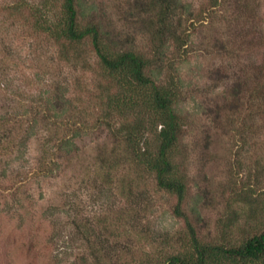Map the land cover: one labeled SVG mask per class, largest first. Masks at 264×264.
Returning <instances> with one entry per match:
<instances>
[{
	"label": "trees",
	"instance_id": "trees-1",
	"mask_svg": "<svg viewBox=\"0 0 264 264\" xmlns=\"http://www.w3.org/2000/svg\"><path fill=\"white\" fill-rule=\"evenodd\" d=\"M209 2V9L196 13L182 0H134L142 38V47H138L137 40L123 37L107 12L95 4L61 0L56 16L51 14L38 23L35 34L54 48L52 60L68 68L70 75L61 81L53 77L35 80L36 91L40 92L31 94V99H8L6 95L15 85L8 66H0V160L12 167L8 174L3 168L0 176L4 183L7 175L9 180L17 178L0 193V214L14 223V230L23 237L14 246L16 259L6 264H142V248L146 258L151 256L143 264H264V215L252 218V211L244 221L224 226L229 232H241L239 242L204 243L196 228L200 213L196 205L186 208V176L175 162L188 119L183 115L186 93L181 65L186 63V49L192 43L190 29L221 8L232 10L229 25L243 20L242 39L249 36L248 28L252 30L255 60L227 68L226 74L230 77L227 82L236 78L237 83L238 100L231 105L241 115L242 110L251 108L256 119L263 117L256 135L257 139L264 136V27L258 16L260 4L254 10L247 0ZM12 65L14 69L17 66ZM85 73L99 77L97 94L86 100L88 108L93 105L96 113H87L75 97L79 78ZM247 122L241 121L246 130ZM96 129L105 130L115 141L124 163L153 179V191L175 197L171 212L182 222L181 229L154 230L148 222L142 231V201L147 211L151 199L144 192L138 194L132 184L126 190L128 206L114 224L98 223L101 220L94 215L80 218L78 207L65 209L52 200L38 207L31 183H37L44 195L40 183L63 175L77 160L84 136ZM152 134L156 137L155 149L148 146ZM32 140L37 143V153L30 159ZM109 156L100 158V166L94 170L105 183L123 161L116 151Z\"/></svg>",
	"mask_w": 264,
	"mask_h": 264
},
{
	"label": "rangeland",
	"instance_id": "rangeland-1",
	"mask_svg": "<svg viewBox=\"0 0 264 264\" xmlns=\"http://www.w3.org/2000/svg\"><path fill=\"white\" fill-rule=\"evenodd\" d=\"M85 1L95 4L103 13L107 12L116 30L129 40L136 39L138 47H142V38L138 34L140 17L134 9V0ZM182 1L189 3L196 13L210 8L209 0ZM247 2L254 10L260 4L258 16L264 27V0ZM60 4L61 0H0V66H8L9 77L15 85L6 98L19 96L23 97L20 99H31V94L40 92L36 91L39 88L35 80L53 77L61 81L70 75L68 68L52 60L54 48L35 34L38 23L45 22L51 14L56 16ZM231 12L230 7L221 8L216 14L206 15L203 24L195 23L193 28L190 27L192 43L186 49V63L181 65L186 93L183 115L188 119L183 127L181 144L175 151V162L179 172L186 176V208L188 210L196 205L200 213L201 221L196 224L198 236L204 243L211 244L239 242L241 232L232 230L231 233L224 226L232 221H244L252 211V218L264 215V136L257 139L256 135V126L263 117L256 119L251 108L242 110V115L235 110L231 104L238 100L236 78L227 82L230 77L226 74L227 68L253 62L257 52L250 28L247 29V38L240 36L243 20L228 24V20L233 18ZM225 45H229L228 49L223 48ZM12 64L17 65L15 69ZM79 79L76 100H79L82 109L87 108V113H96L93 105L88 108L86 100L97 94L99 77L85 73ZM4 105L10 106L9 102ZM242 120L248 121V130L241 126ZM106 134L105 130L96 129L84 136L80 154L73 165L58 179L40 183L44 195L37 189V183H31V193L38 207L52 200L62 203L65 209L72 205L78 207L80 218L94 215L95 219L101 220L96 221L98 223L114 224L128 206L126 190L132 184L137 186L138 194L144 192L151 199V207L147 211H144L146 208L142 201V216L139 219L142 231L146 230L148 222L154 230L181 229L182 222L173 218L171 212L176 203L175 197L153 191V179L138 174L124 163L120 148ZM148 146L155 149V134L149 137ZM112 150L123 161L105 183L101 176H95L94 170L100 166V158L104 155L109 159ZM36 153L37 143L32 140L28 157L31 159ZM3 168L8 170L7 174L12 170L11 166L5 165L4 159L0 160V175ZM16 180H9L7 175V182L4 183L0 176V193ZM2 204L0 199V211ZM14 227V223L0 214V264L16 259L14 246L23 237ZM146 255L142 248V264L151 257L148 255L146 258ZM136 258L140 259V255Z\"/></svg>",
	"mask_w": 264,
	"mask_h": 264
}]
</instances>
